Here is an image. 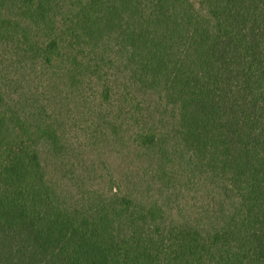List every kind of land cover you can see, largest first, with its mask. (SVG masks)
Masks as SVG:
<instances>
[{
  "label": "trees",
  "instance_id": "1",
  "mask_svg": "<svg viewBox=\"0 0 264 264\" xmlns=\"http://www.w3.org/2000/svg\"><path fill=\"white\" fill-rule=\"evenodd\" d=\"M0 264H264V0H0Z\"/></svg>",
  "mask_w": 264,
  "mask_h": 264
}]
</instances>
